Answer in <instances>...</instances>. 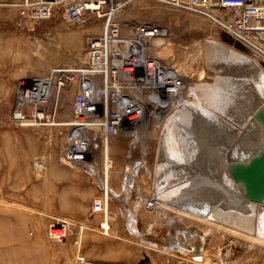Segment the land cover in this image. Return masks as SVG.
Instances as JSON below:
<instances>
[{
  "label": "rangeland",
  "instance_id": "obj_1",
  "mask_svg": "<svg viewBox=\"0 0 264 264\" xmlns=\"http://www.w3.org/2000/svg\"><path fill=\"white\" fill-rule=\"evenodd\" d=\"M18 1L0 0V264H196L197 260L205 262L208 258V264H264V242L211 226L165 205H161V210L145 202L154 196L157 185V177L148 173V166L152 171L158 169L161 127L154 118L149 119L150 126L138 140L118 136L109 143L107 154L113 160L109 211L113 219L111 233H103L101 221L105 213L93 212L95 197L105 193L99 177L59 158L68 126H15L7 117L18 80L45 75L58 64L81 65L87 38L102 32L105 18L91 16L84 23L71 24L63 15H56L47 21L33 22L19 14L13 5ZM120 18L125 31L135 21L165 25L167 42L171 44L162 54L190 69L191 85L219 82L233 94L236 91L237 97L243 92L242 87L232 84L236 78L233 74L223 81L218 78L216 64L226 67L227 60L208 45L211 39L225 41L203 16L179 10L162 0H127ZM217 92L209 95L208 103L233 108V100ZM72 100L73 91L65 92L56 121L71 120ZM231 119L241 121L234 116ZM105 149L98 151L102 178ZM142 159L144 164L138 165ZM38 160L44 161L43 169L36 166ZM134 169L136 180L130 186L127 178ZM131 214L137 215L133 226L144 232L149 244L131 229ZM61 224L67 226V232L62 240H55L49 235L50 228H60ZM196 233L200 236L189 242ZM178 240L186 243V250L173 247ZM199 245L202 251L197 254L194 251ZM79 254L85 257L83 263L78 260Z\"/></svg>",
  "mask_w": 264,
  "mask_h": 264
},
{
  "label": "built area",
  "instance_id": "obj_2",
  "mask_svg": "<svg viewBox=\"0 0 264 264\" xmlns=\"http://www.w3.org/2000/svg\"><path fill=\"white\" fill-rule=\"evenodd\" d=\"M162 1L203 16L215 26L219 38L227 34L232 38L224 40L227 44L232 43L248 58L264 63V0ZM126 3L127 0H20L13 4L22 17L33 22L56 15H63L71 24L84 23L91 16L105 18L102 32L87 38L81 65L58 64L45 75L18 80L7 117L15 126L67 125L60 160L99 177L102 188L98 151L113 137L138 140L143 125L148 122L149 127L152 118H166L191 87L190 69L162 54L171 44L167 42L165 25L142 20L124 30L120 14ZM68 91H73L72 118L58 122L56 112ZM44 164L43 160L36 161L39 169ZM109 199L105 194L95 197L93 212H103L105 218ZM54 229L51 227L50 236L62 240L67 226L57 228L63 230L61 235Z\"/></svg>",
  "mask_w": 264,
  "mask_h": 264
},
{
  "label": "bare ground",
  "instance_id": "obj_3",
  "mask_svg": "<svg viewBox=\"0 0 264 264\" xmlns=\"http://www.w3.org/2000/svg\"><path fill=\"white\" fill-rule=\"evenodd\" d=\"M208 46L227 60L226 67L216 64L218 78L223 81L227 75L233 74L236 78L233 77L232 84L235 88L242 87L243 92L237 97L236 91L233 94L231 89H226L224 83L219 82L210 86L204 83H198L197 86L190 84V89L180 99L178 107L157 122L161 127L157 166L159 172L156 175L157 170L152 171L148 166V173L157 177V185L154 184V196L145 202L161 210V205H165L179 214L199 219L211 226L226 228L230 232L241 233L264 242V201H252L244 195L242 187L234 179L230 164L231 159L247 156L259 144L260 131L255 118L259 113L264 114V68L257 59L248 58L227 42L211 39ZM216 58L214 59L217 60ZM216 90L226 99L233 100V108H220L217 104L213 106L208 103L209 95L213 96ZM232 116L241 121H232ZM147 123L143 125L140 134L147 131ZM105 146L106 175L103 188L109 199L112 163L107 154L109 142ZM168 159L170 161H167ZM144 162L142 159L138 161V165ZM181 163H184L183 168H179ZM200 163L203 166H200ZM173 167L175 168L171 169ZM128 175L127 182L131 186L136 180V170H131ZM116 194L119 195V192ZM104 211L106 217L101 221V229L103 233L110 234L113 218L108 204ZM136 218V214L130 215V227L147 243L144 232L133 226L137 223ZM54 232L57 235L64 233L62 229L57 228ZM199 236L200 234L196 233L195 237H189L188 241L191 242ZM173 247L186 250V243L174 241ZM229 252L227 251V257ZM78 260L83 263L85 257L79 254ZM208 260L204 262L199 259L196 264H208Z\"/></svg>",
  "mask_w": 264,
  "mask_h": 264
},
{
  "label": "water",
  "instance_id": "obj_4",
  "mask_svg": "<svg viewBox=\"0 0 264 264\" xmlns=\"http://www.w3.org/2000/svg\"><path fill=\"white\" fill-rule=\"evenodd\" d=\"M223 40L232 41V38L224 34ZM255 120L260 131L258 146L247 156L231 159L230 164L234 179L242 187L244 195L252 201L262 202L264 201V114L259 113ZM201 251L202 247L199 245L194 252L199 254Z\"/></svg>",
  "mask_w": 264,
  "mask_h": 264
},
{
  "label": "crops",
  "instance_id": "obj_5",
  "mask_svg": "<svg viewBox=\"0 0 264 264\" xmlns=\"http://www.w3.org/2000/svg\"><path fill=\"white\" fill-rule=\"evenodd\" d=\"M45 65V64H44ZM17 74H18V72H17Z\"/></svg>",
  "mask_w": 264,
  "mask_h": 264
}]
</instances>
